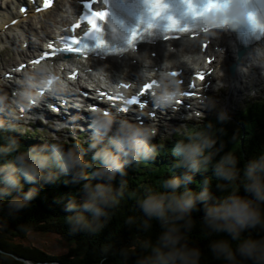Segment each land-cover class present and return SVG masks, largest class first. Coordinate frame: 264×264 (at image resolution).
I'll use <instances>...</instances> for the list:
<instances>
[{
  "label": "clouds",
  "instance_id": "clouds-1",
  "mask_svg": "<svg viewBox=\"0 0 264 264\" xmlns=\"http://www.w3.org/2000/svg\"><path fill=\"white\" fill-rule=\"evenodd\" d=\"M143 6L145 27L146 23L154 21L148 5L144 2ZM192 18L190 27L205 37L217 38L220 32L241 24L264 33V0H223L220 7ZM68 19H73L71 14ZM135 56L142 65L137 78L146 81L151 77L154 81L150 92L153 108L175 110L184 91L180 81L168 70L170 62L166 61L157 70L149 67L152 61L146 54ZM237 72L249 86L256 72L264 78V44L246 54ZM222 75L221 72V80L215 86L217 92L226 87ZM119 80L115 82L118 95ZM67 91L69 84L57 71V66L43 62L31 65L21 74L11 96L0 92V207L6 208L7 215L11 216L37 195L40 181L53 182L67 175L72 184L79 185L82 193L81 199L71 197L65 205L66 211L71 213L65 217L68 231L93 235L105 227L128 190L127 180L123 179L126 168L156 156L158 146L152 142L157 134L156 121L134 122L118 115L117 110L95 108L88 112L87 148L81 141L65 144L66 135L62 130L70 127L61 122L51 125L59 135L54 133L52 138L42 139L41 144L23 147L19 136L24 134L19 129L28 126L31 120L26 115L28 110L46 97L58 99ZM194 104L203 113H214L217 122L229 119L228 113L210 96H201ZM191 118L188 113L186 119ZM173 131L182 138L171 147V154L177 158L172 167L181 171L179 175L163 178L160 191L143 187L136 203L139 215L125 220L126 225H135L137 238L132 250L120 247L114 251L120 264H128L130 256L135 257L132 264H201L200 248L187 238L194 223L192 212L198 204L202 206L199 223L205 234H223L222 238L208 242L212 260L222 264H264V150L242 167H237L239 158L232 151L224 152L213 162V157L221 150L214 147L215 134L221 129H214L208 122L191 129L182 125ZM86 151H92L91 161L84 159ZM209 168L211 176L218 181L215 187L222 192L227 190V194L214 196L208 177L199 182L198 190L188 187L197 173L207 172ZM117 174L121 179L114 188L112 182ZM24 184L33 186L25 191ZM233 185L244 194L231 190ZM13 192L17 195L5 201L4 197ZM152 222L158 229L155 235H142L148 232ZM6 227V219L0 217V230ZM246 230L247 234H243ZM10 259V253L0 251V261Z\"/></svg>",
  "mask_w": 264,
  "mask_h": 264
},
{
  "label": "trees",
  "instance_id": "trees-1",
  "mask_svg": "<svg viewBox=\"0 0 264 264\" xmlns=\"http://www.w3.org/2000/svg\"><path fill=\"white\" fill-rule=\"evenodd\" d=\"M237 117V121H232L229 118L222 123L212 118L202 121L203 124L211 122L214 129L222 130L215 134L216 144L214 147H219L221 150L213 157V162L218 160L224 152L232 151L239 158L237 167H242L249 159L264 150V95L247 103L239 111ZM195 124H197L196 127L203 125H198L197 122ZM192 126L189 128L191 129ZM9 134L17 135L16 133H5V135ZM26 135L19 136V142L23 147L27 148L33 144L42 143L35 140L36 136L31 135L32 137L25 138ZM181 138L179 134H174L163 141L153 140L152 142L158 146L156 156L140 165L126 168V176L123 179L127 180L128 190L108 223L99 233L93 235L69 233L65 217L71 213L66 211L65 205L71 197L77 198V200L81 199L82 193L79 192V185L72 184L67 175H61L53 182L40 181L37 195L26 207L11 216L7 215L6 208L0 207V217H4L7 221V227L0 230V250L8 252L12 256V259L0 261V264H24L16 258L41 264H101L102 259V264H120L119 257L114 255V251L120 247H127L131 251V246L137 238L135 225H126L125 220L130 216L139 215L136 203L144 186H150L154 190L160 191L162 190L160 183L163 178L179 175L181 170L172 167L177 158L171 154V147L177 139ZM72 142L76 141H70V143ZM81 142L82 146L87 148V142ZM64 143L69 144L66 141ZM91 156L92 151H86L84 159L91 161ZM205 177L209 179L210 189L214 196L219 197L227 194V190L222 192L215 187L218 181L211 176L210 168L207 172L197 173L194 176L193 184L188 187L198 190L199 182ZM120 179V175L117 174L112 182L114 188L118 186ZM31 186L33 185L24 184V190L26 191ZM231 190L239 191L241 195L244 194L242 189L239 190L236 185H233ZM16 195L17 193L13 192L10 196L4 197V200L7 201ZM202 215V206L198 204L197 209L192 212L194 223L187 238L192 245L200 248L201 264H222L221 261L212 260L207 245L210 240L222 238L223 234L206 235L199 223ZM157 230V226L152 222L148 232L142 233V235L154 236ZM29 231L55 234L68 242L70 246L64 254L53 255L35 246H27L14 241L16 238H24ZM243 234H247V230ZM253 235L255 236L257 233H253ZM134 259L135 257L130 256L128 264H132Z\"/></svg>",
  "mask_w": 264,
  "mask_h": 264
},
{
  "label": "bare ground",
  "instance_id": "bare-ground-1",
  "mask_svg": "<svg viewBox=\"0 0 264 264\" xmlns=\"http://www.w3.org/2000/svg\"><path fill=\"white\" fill-rule=\"evenodd\" d=\"M8 1H10V5H8ZM19 1L20 0H5L0 2V33L5 36L6 40L10 42V44H13L15 39L17 40L22 37V39L19 41L20 45H22L21 43L28 41L26 22L28 21L29 17L34 18V35L36 36L35 40L33 41L32 46L30 45L31 42L29 41V44L26 45L25 50L22 49L21 46H19L18 50V55H20L19 59L24 61L25 58H28V56L35 49H37L38 46L41 45L39 41L42 42L46 38H52L54 31L58 27L63 26L70 21L68 16L76 8V5L75 0H64L61 5H55V7L49 8L48 11L37 15L29 14L25 18H21L14 26L4 28L5 24H7L12 18L18 16L16 3ZM200 41H208V47L205 50L200 49ZM260 44H264V38L246 48L247 50L244 52L239 62H236L233 75L230 74L227 67L231 62L236 60V56L233 52L234 46L231 44V39L228 37L226 31L220 32L217 38L205 37L202 35L197 36L196 38H180L172 42H158L151 46L141 45L138 47L136 52H127L119 58L109 59L103 62L85 59L77 61V64L82 68V71H85L86 69L91 70L87 81L93 83L96 86L95 91H97L103 90V88L99 86L101 84L100 80H102L103 85L107 84L111 78L117 80L120 79L119 81L126 83H137L136 80H139L137 78V74L141 70L142 65L136 59L135 54H146L152 61V65L149 67H157V70L163 67L166 61L170 62L168 70L180 68L182 69V76L186 77L188 74L194 72L195 69L203 68L204 56H216V54H220L221 59L215 63L213 62L211 66L215 65L218 67L223 74V80L229 82L232 87L236 82H238V80L240 81V79H242L240 74L237 72L238 66H242L245 62L246 54L253 47ZM66 64L69 65L71 62H67ZM69 83H75L73 86L76 85L81 90H86V85L81 83L78 79L76 81L71 80ZM15 87L16 86H14L11 90H14ZM203 91H205V94L208 93V90L203 89ZM68 94L69 93H65L67 98H69ZM74 96L75 95H71V97L68 99V102L71 106H73V103L70 99L74 98ZM40 103L41 108H39L38 113L42 116H46L47 120H51L53 117V112L48 111L49 109L47 107L46 100L43 99ZM67 109L68 110L65 111L63 115L75 117V114H78L77 112L75 113V110L69 106ZM165 116L169 117L170 115ZM67 120L68 121L65 122H69L73 125H83L82 122H79V124L75 123L76 121L73 119Z\"/></svg>",
  "mask_w": 264,
  "mask_h": 264
},
{
  "label": "rangeland",
  "instance_id": "rangeland-1",
  "mask_svg": "<svg viewBox=\"0 0 264 264\" xmlns=\"http://www.w3.org/2000/svg\"><path fill=\"white\" fill-rule=\"evenodd\" d=\"M5 1V0H0ZM62 1L60 0L57 5H61ZM8 5H10V1H8ZM37 20V19H36ZM34 18L29 17L27 24V39L28 44L29 41L31 42V46L33 43V40H35V26H34ZM31 34V35H30ZM19 39H15L13 44H10L0 33V92L6 93L9 96H11V89L13 86H9V80L13 81L11 78L3 77L4 73L9 72L12 67L17 65L20 61L18 55V50L20 45ZM29 45V47H30ZM22 49L24 47L22 46ZM221 59L220 54H216L215 56V62L219 61ZM214 67V73L212 75L211 79V85H209L208 90L210 91L207 96L212 97L217 101V104L219 107H222L227 113L229 118L232 121H237L236 117L238 116L239 111L251 100L258 98L259 96L264 95V78H261L259 73L256 72L255 76L251 80L250 86L245 84L242 79L240 81L235 83L234 86L231 87V84L229 82L224 81L222 77V82L225 83L226 87L223 89L221 88L219 92L215 90V86H217L218 81L221 80V71L218 67L215 65ZM83 88V87H82ZM77 89V92H76ZM78 89L75 88L76 94H78ZM197 114L199 117L192 120H187L184 122L175 121L174 117H171L172 120H165L162 119L161 122H156L157 124V134L154 137L163 139L166 136H171L173 134V129L180 127V126H188L189 124H193L196 126L195 122L200 124H203V119H215L214 113L204 112L201 109H197ZM238 118V117H237ZM56 118H52V120H55ZM191 121V122H189ZM189 122V123H188ZM76 123V122H75ZM70 128L63 129L64 135H66V138L64 141L66 143H70V141H87V138L90 134V131L88 132L85 129H82L81 126L73 125L69 122L66 123ZM50 123L49 126H44L42 123H29L28 126L22 127L19 129L20 132L24 134V131L22 129H25L28 134L25 138L36 136L37 139H35L38 142H44L42 139H48L52 138L53 134L59 135V132H56L54 130V127L51 126ZM19 136V134H17ZM153 138V139H154ZM34 140V141H35ZM15 242H19L23 245L27 246H35L46 253L53 254V255H59L64 254L67 250L70 244L61 238L57 237L55 234H47V233H38L34 231H29L24 238H16L14 240Z\"/></svg>",
  "mask_w": 264,
  "mask_h": 264
},
{
  "label": "snow or ice",
  "instance_id": "snow-or-ice-1",
  "mask_svg": "<svg viewBox=\"0 0 264 264\" xmlns=\"http://www.w3.org/2000/svg\"><path fill=\"white\" fill-rule=\"evenodd\" d=\"M184 4V8L187 14L191 15L192 17H196L198 15H201L205 11H209L215 8H218L223 3V0H204V3L201 7H196L193 4V0H182ZM50 3V0H44V6L47 7ZM145 3L148 5V11L150 14V17L153 21H156L158 19L165 20L166 23L164 25V32L166 35H173V34H188V35H194L198 33V31H190V26L185 25L183 27L178 25V22L175 18H173L171 15H165L166 5L163 2V0H145ZM82 7L86 10L87 14H82L80 18L82 20H85L88 28L86 31L83 32V37H88L96 41V43L93 45L94 48H101L104 47V42L97 38V33H101L102 29L100 24H103L105 22V18L107 16L106 11H92L91 5L88 2V0H82ZM21 11H24L23 8H21ZM97 21L100 22V24L97 23ZM79 24V21H77L76 25H73V27H76ZM153 23H146L145 27L141 30V32H148L151 28H153ZM192 29V28H191ZM195 30V29H193ZM140 38V33H138L136 30H133L126 38V45L127 49H134L135 41ZM65 47L63 50L61 49H55L53 48V45L49 43L48 48L50 51L44 53L43 56H55V55H64L65 53H77L79 55H87V52L91 51L92 49L88 47V45L81 43V37H74L71 38V43L69 44V37L63 38ZM110 51H125V49H111ZM37 61H33V63H36ZM23 67V65H21ZM171 75H178V73H171ZM154 83V82H153ZM120 87H128L127 84L120 85ZM143 89L148 90L150 89L149 83H144L142 85ZM184 96L191 95V93L184 92ZM123 99V98H121ZM136 97L133 96L130 100H125V103H135ZM118 111H125L124 108H118Z\"/></svg>",
  "mask_w": 264,
  "mask_h": 264
},
{
  "label": "water",
  "instance_id": "water-1",
  "mask_svg": "<svg viewBox=\"0 0 264 264\" xmlns=\"http://www.w3.org/2000/svg\"><path fill=\"white\" fill-rule=\"evenodd\" d=\"M246 48L245 47H241L240 49L237 50V53H236V61L231 63L228 67V70L230 72L231 75H233V72H234V68H235V65H236V62H239L240 58L242 57L243 53L245 52ZM1 251V250H0ZM17 260L23 262L24 264H41V263H32L31 261L29 260H26V259H23V258H16ZM43 264H47V263H43Z\"/></svg>",
  "mask_w": 264,
  "mask_h": 264
}]
</instances>
